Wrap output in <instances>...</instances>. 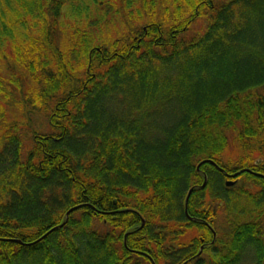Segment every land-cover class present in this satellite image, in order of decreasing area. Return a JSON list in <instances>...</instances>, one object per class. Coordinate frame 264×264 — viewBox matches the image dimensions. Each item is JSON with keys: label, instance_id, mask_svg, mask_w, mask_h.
<instances>
[{"label": "trees", "instance_id": "obj_1", "mask_svg": "<svg viewBox=\"0 0 264 264\" xmlns=\"http://www.w3.org/2000/svg\"><path fill=\"white\" fill-rule=\"evenodd\" d=\"M125 3L0 0V264H264V0Z\"/></svg>", "mask_w": 264, "mask_h": 264}, {"label": "rangeland", "instance_id": "obj_2", "mask_svg": "<svg viewBox=\"0 0 264 264\" xmlns=\"http://www.w3.org/2000/svg\"><path fill=\"white\" fill-rule=\"evenodd\" d=\"M111 2L113 3V7L119 8L124 12V16L128 22V25H123L121 20L118 19V17L114 13H110V15L114 18H117V20L108 18V26L102 29L100 28L99 31L93 33V37L91 38H94V42L101 41L100 43H102L105 42V40L111 41L115 37H120L121 35L124 36L126 30H128L129 28H140L145 22L147 23L150 21H154L160 17L165 19V16L163 15H157V17L152 15V12L148 8V5L142 7V5H136L134 3L133 5L128 6L125 3L123 6H121V0H111ZM77 8L81 9L82 6L74 4L72 9L68 12L66 18L71 17L72 10H76ZM65 21L66 20H63L61 24H63Z\"/></svg>", "mask_w": 264, "mask_h": 264}, {"label": "water", "instance_id": "obj_3", "mask_svg": "<svg viewBox=\"0 0 264 264\" xmlns=\"http://www.w3.org/2000/svg\"><path fill=\"white\" fill-rule=\"evenodd\" d=\"M211 163H213L212 161H210ZM234 175H236V174H234ZM190 192H191V190H189V192H188V195L190 194ZM70 211V210H69Z\"/></svg>", "mask_w": 264, "mask_h": 264}]
</instances>
